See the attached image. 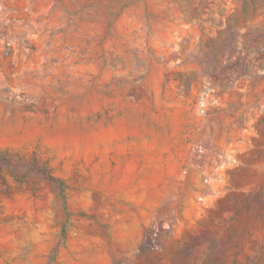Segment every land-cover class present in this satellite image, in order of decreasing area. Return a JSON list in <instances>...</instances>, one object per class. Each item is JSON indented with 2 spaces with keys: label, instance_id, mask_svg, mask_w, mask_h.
I'll list each match as a JSON object with an SVG mask.
<instances>
[{
  "label": "rangeland",
  "instance_id": "374dc122",
  "mask_svg": "<svg viewBox=\"0 0 264 264\" xmlns=\"http://www.w3.org/2000/svg\"><path fill=\"white\" fill-rule=\"evenodd\" d=\"M5 151L0 264H264V0H0Z\"/></svg>",
  "mask_w": 264,
  "mask_h": 264
},
{
  "label": "trees",
  "instance_id": "16d2710c",
  "mask_svg": "<svg viewBox=\"0 0 264 264\" xmlns=\"http://www.w3.org/2000/svg\"><path fill=\"white\" fill-rule=\"evenodd\" d=\"M25 159V156L20 153L3 152L0 155V180L5 179V173L17 181L33 173L37 176L43 175L50 184H61L56 183L60 180L54 175L49 162H41L35 154L32 156V161L26 162ZM7 188L11 187L8 185Z\"/></svg>",
  "mask_w": 264,
  "mask_h": 264
}]
</instances>
